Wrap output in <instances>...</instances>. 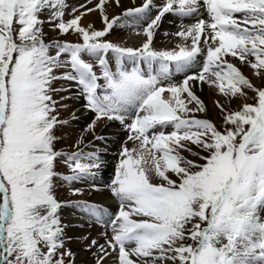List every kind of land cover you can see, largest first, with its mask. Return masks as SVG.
Here are the masks:
<instances>
[{
  "label": "snow or ice",
  "instance_id": "obj_1",
  "mask_svg": "<svg viewBox=\"0 0 264 264\" xmlns=\"http://www.w3.org/2000/svg\"><path fill=\"white\" fill-rule=\"evenodd\" d=\"M0 264H264V0H0Z\"/></svg>",
  "mask_w": 264,
  "mask_h": 264
},
{
  "label": "rangeland",
  "instance_id": "obj_2",
  "mask_svg": "<svg viewBox=\"0 0 264 264\" xmlns=\"http://www.w3.org/2000/svg\"><path fill=\"white\" fill-rule=\"evenodd\" d=\"M78 2H83V0H68V3L69 4H75V3H78ZM67 18L68 17H66V19ZM166 24H169V23L165 22L164 25L162 26L161 33L158 35L157 40H156V47H158V48H164V47H166V48L171 49V48L175 47V45L177 43H179L180 41L176 37L167 38V37H164L163 36V32L164 31H167V30H163V28H165ZM101 26L102 25L99 22H97V27H101ZM168 31L169 32H173L175 30H173V31L172 30H168ZM50 34L52 36H55L56 35L55 32H51ZM61 38L62 39H67V40L73 41V42L76 41V37L74 35H67V36H64V37H61ZM110 38L113 39L114 41L120 42L122 44H126L127 46H135L138 43V38L136 37L135 33L128 32V31L118 32L117 35H113ZM243 71L245 72L246 75H250V73H249V71H248L247 68H244ZM254 83H257L258 84L259 81H254ZM249 97H251V92H249ZM201 98L205 100V102H206V104L208 106V109H209V118L210 119H213V120H215V121L218 122L219 121V115L220 114H219V110L215 107V101L221 99V97L219 96V94L218 93H215V90L214 89L212 91H210L208 89V86L205 85L203 91L201 92ZM67 103L69 105H71L73 108L79 107L78 104L74 103L71 100L67 101ZM64 115H65V117H67L69 115V113L68 112H65ZM103 131L106 134H112L114 139H119L121 136L124 135L122 131H119L118 132L115 126H111V127L107 128V129H104ZM129 146H131V145H129ZM108 178H109L108 176H105V179L106 180ZM100 194H104L106 196H109V194L107 192H102ZM100 194H97V193L93 192L89 196V199H95ZM72 211H74V210L65 209L63 211V216L65 217V221L66 222H72V223H78V221H76L72 217V215H71V212ZM70 234L75 235V236H79V235L85 234V233H82L81 230H79L77 228V229L72 230L70 232ZM93 235H95V232H93ZM101 242H103V241H101ZM73 247L75 248L76 245L74 244ZM78 259L79 260H87V259H89V256H88L87 253L81 252L80 255L78 256Z\"/></svg>",
  "mask_w": 264,
  "mask_h": 264
},
{
  "label": "bare ground",
  "instance_id": "obj_3",
  "mask_svg": "<svg viewBox=\"0 0 264 264\" xmlns=\"http://www.w3.org/2000/svg\"><path fill=\"white\" fill-rule=\"evenodd\" d=\"M125 3L128 2V0H124ZM91 18V17H90ZM85 23L87 21H84ZM163 30H176V28L172 25V24H166L165 28H163ZM94 200H96V202H100V203H104L105 205H110V206H115V203L113 200L109 199V196H106L104 194H100L97 196V198H95Z\"/></svg>",
  "mask_w": 264,
  "mask_h": 264
}]
</instances>
